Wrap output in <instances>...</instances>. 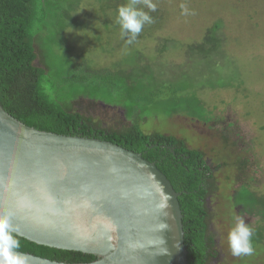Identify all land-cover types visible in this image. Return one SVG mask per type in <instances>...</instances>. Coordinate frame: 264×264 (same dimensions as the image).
I'll list each match as a JSON object with an SVG mask.
<instances>
[{"label": "trees", "instance_id": "trees-1", "mask_svg": "<svg viewBox=\"0 0 264 264\" xmlns=\"http://www.w3.org/2000/svg\"><path fill=\"white\" fill-rule=\"evenodd\" d=\"M84 1L0 0V102L7 112L29 126L58 134L99 138L141 153L156 163L175 190L182 193L179 201L188 263L213 264L218 254L211 226L214 212L207 199L218 192L219 185L207 153L191 148L176 135L146 133L142 129L158 112L208 121L205 106L191 91L192 83L167 79L165 71L158 65L154 70L151 65L156 63L148 60L142 64L139 61L140 67L136 68H106L93 66L89 59L77 61L64 54L65 63H47L39 49L41 42L46 43L43 46L46 50H61L54 53L61 58L59 54H70L71 50L66 47L67 32L89 27L87 21L93 17L89 12L90 16L83 14ZM221 29L222 24L217 22L199 44L189 45L188 60L195 53L204 58L220 50L226 40ZM166 41L177 47V41L164 40L165 44ZM79 97L121 107L129 121L120 127H105L101 120L73 107ZM224 140L228 142V136ZM247 163L239 158L236 164L243 169ZM226 179H233L230 173ZM242 189L236 196L237 205L249 208L264 205V198L246 187ZM260 235L259 238L253 231L252 243L263 237ZM17 238L20 241L17 251L54 261L79 263L97 259L80 251L40 245L19 235Z\"/></svg>", "mask_w": 264, "mask_h": 264}, {"label": "rangeland", "instance_id": "rangeland-1", "mask_svg": "<svg viewBox=\"0 0 264 264\" xmlns=\"http://www.w3.org/2000/svg\"><path fill=\"white\" fill-rule=\"evenodd\" d=\"M103 2L84 1L83 14L93 18L87 21V29L67 32L70 54L62 52L58 58L54 53L61 50H46V43H40L47 63H65L64 54L106 68H136L139 61L148 60L156 63L151 65L154 70L158 66L164 70L167 79L192 83L191 91L203 102L208 121L158 112L142 129L176 135L191 148L204 150L213 167L221 166L215 174L219 189L210 199L218 254L213 264H264V205L242 207L233 199L244 187L264 198V0H153L155 12L143 8L153 22L145 24L131 44L116 22V8L129 0ZM181 4L192 14L183 15ZM217 22L226 36L222 48L209 57L192 54L188 60L187 47L199 44ZM164 40L177 41V47ZM73 107L101 120L105 127H120L129 121L123 108L93 99L79 97ZM239 158L248 161L247 167L239 169ZM229 173L233 179L226 180ZM237 216L259 238L263 236L253 241L251 256L234 257L228 247L227 235Z\"/></svg>", "mask_w": 264, "mask_h": 264}, {"label": "water", "instance_id": "water-1", "mask_svg": "<svg viewBox=\"0 0 264 264\" xmlns=\"http://www.w3.org/2000/svg\"><path fill=\"white\" fill-rule=\"evenodd\" d=\"M181 195L141 153L37 129L0 102V213L21 237L97 257L18 251L28 264H189Z\"/></svg>", "mask_w": 264, "mask_h": 264}, {"label": "clouds", "instance_id": "clouds-1", "mask_svg": "<svg viewBox=\"0 0 264 264\" xmlns=\"http://www.w3.org/2000/svg\"><path fill=\"white\" fill-rule=\"evenodd\" d=\"M156 7L153 0H129L127 4L118 8L116 22L120 25L121 35L128 37V44L137 38L145 24L153 22L152 16L143 8L155 12ZM181 9L185 16L192 14L184 4H181ZM11 216V212L0 213V264H28L27 258L17 251L20 241L13 227ZM252 236V229L244 218L235 217V225L227 235L231 254L234 257L251 256L254 253Z\"/></svg>", "mask_w": 264, "mask_h": 264}, {"label": "flooded vegetation", "instance_id": "flooded-vegetation-1", "mask_svg": "<svg viewBox=\"0 0 264 264\" xmlns=\"http://www.w3.org/2000/svg\"><path fill=\"white\" fill-rule=\"evenodd\" d=\"M207 160H208V163H210V162H209L210 160H209L208 158H207ZM210 165H211V164H210ZM218 167L221 168V166H215V167L212 166V170H213V172L216 173L217 170H218V169H217ZM226 180H227V179H226ZM251 181H252V180H251ZM210 199H211V197L208 198L207 200H208V205L211 207V205H210ZM233 199L235 200V199H236V196H235ZM238 206H242V205H238ZM242 207H243V206H242ZM214 260H215V259H214Z\"/></svg>", "mask_w": 264, "mask_h": 264}]
</instances>
